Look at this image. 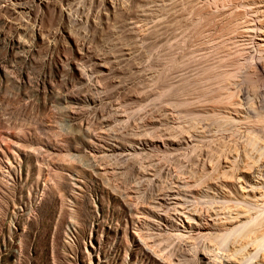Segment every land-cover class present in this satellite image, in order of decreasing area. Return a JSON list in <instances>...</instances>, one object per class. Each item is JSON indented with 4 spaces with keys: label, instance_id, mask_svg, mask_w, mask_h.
I'll return each instance as SVG.
<instances>
[{
    "label": "rangeland",
    "instance_id": "1",
    "mask_svg": "<svg viewBox=\"0 0 264 264\" xmlns=\"http://www.w3.org/2000/svg\"><path fill=\"white\" fill-rule=\"evenodd\" d=\"M207 1L0 0V264H261L225 206L264 207V0L221 8L231 33L194 52ZM221 69L236 111L185 109ZM245 148L259 172L223 183Z\"/></svg>",
    "mask_w": 264,
    "mask_h": 264
},
{
    "label": "bare ground",
    "instance_id": "2",
    "mask_svg": "<svg viewBox=\"0 0 264 264\" xmlns=\"http://www.w3.org/2000/svg\"><path fill=\"white\" fill-rule=\"evenodd\" d=\"M210 1V0H209ZM236 0H211L210 2H208V6H210V3H211V5L212 6H215V9L217 10L216 11V13H212V12H210V10H208L209 8H208V6H206V7H203V9L202 8H199L200 10L202 9V12H204V15L202 16V19H201V21L199 20V22L193 27V33H192V37L193 38H190V39H188V41H187V44L188 45H191V46H197V44L199 43V45L200 44H205L204 43V41H201V42H198V43H196L197 41H199L202 37H204L206 34L204 33V31L205 30H208V32L210 31V30H213V27H215L214 28V31H212L211 33L209 32V35L211 36V37H213V38H217V37H219L220 35H222V34H224V33H227L228 32V30H229V32H230V27L228 26L229 24H227L228 22L227 21H224L223 22V25H225V26H223L222 25V21L224 20L223 19V12L224 11H222L221 10V8H223V7H225V6H227V5H229V4H231V5H233L232 3H234ZM238 1V0H237ZM236 1V2H237ZM241 2V1H240ZM206 4V3H205ZM196 10H198V9H196ZM195 10V11H196ZM239 12H240V9H239ZM238 11L237 12H235L234 13V17L236 18L238 15H243L242 13L244 12V11H242V13H239ZM225 13V12H224ZM203 14V13H202ZM215 17H217L218 19H220V21H221V24L220 25H218V23H217V21H216V19H215ZM242 17V16H241ZM244 17V16H243ZM224 18H226V17H224ZM230 18V17H229ZM234 18V19H235ZM235 21V20H234ZM241 21V20H240ZM246 21V20H245ZM241 24V23H240ZM163 27V26H162ZM164 27H166V26H164ZM174 27H176V24H175V26ZM174 27L173 26H169V27H167L165 30H161V32H160V34L159 35H163L165 32H167V31H171L170 32V34L172 33L173 34V29H174ZM178 27V26H177ZM159 29H161V28H159ZM175 30V29H174ZM215 30H217V32H215ZM179 31V30H178ZM204 33V34H203ZM231 33V32H230ZM241 34V33H240ZM239 35V34H238ZM159 37V36H158ZM160 38V37H159ZM199 39V40H198ZM203 39V38H202ZM201 46V45H200ZM199 46H197V48L195 49V51H194V49H193V51L194 52H196V50L198 51L199 49H205L206 48V46H202V47H200V48H198ZM210 48V47H209ZM215 48H216V46H215ZM183 51V50H182ZM213 51L214 52H211L210 53V56L209 57H205V56H203V61L205 62V61H210L211 63L212 62H214V63H212V65H214V64H216V63H218L219 61H218V58H214V60L215 59H217L216 61V63H215V61L212 59L213 57H216L215 55H217V54H221L222 52H224L225 51V49L223 48V46H218L215 50H214V48H213ZM187 53V52H186ZM185 54V53H184ZM196 54V53H195ZM206 56H207V54H205ZM213 56V57H212ZM220 56V55H219ZM218 56V57H219ZM191 57H192V55H191ZM210 57H212L211 59H210ZM198 59H200V58H198ZM201 59V60H202ZM198 61V62H201V63H203L202 61ZM211 60H213V61H211ZM223 60V59H222ZM233 60H234V58H230V60L229 61H226V63H224V62H222V63H219L218 65H216L217 67H219V66H223V65H226L227 64V62H229V64H231L232 65V63H233ZM197 61H196V64H197ZM209 63V62H208ZM198 64H200V63H198ZM234 64V63H233ZM169 66H175V65H173V63L171 62V64L169 65ZM190 66H193V64H190V63H188V64H184L183 66H181V67H173L174 69V71L172 70V71H170V72H172L171 74H173L174 72H178V71H186V69L187 70H189L190 69ZM202 66V65H201ZM208 66H210L211 67V65H210V63H209V65H207V67ZM216 66H214V67H216ZM228 65H226L225 67H227ZM176 68H178V70H175ZM223 68V67H222ZM171 69V68H170ZM217 69V68H216ZM224 69V68H223ZM206 70H207V68H206ZM210 70L211 71H209V67H208V73H210V72H212V71H215L214 69L212 70L211 68H210ZM222 70V69H221ZM216 71H218V69L216 70ZM219 73V74H218ZM260 74H261V76L259 77V79L258 80H256V81H254V82H252L251 84H249V89L248 90H251V91H253V92H257L258 90H260L261 91V89H264L263 87H264V73L263 72H260ZM170 75V73L169 74H166V73H162V75H161V84H163L167 79L169 80V78H172V77H170L169 76ZM207 76H208V74H206ZM210 75H212V73H210ZM214 75H215V72H214ZM219 75V77H217ZM217 78L215 77V78H213V79H215V80H213L212 82H211V80L209 81L210 82V84L212 85L213 83H215V84H217L216 85V88L215 89H217L215 92H213L214 91V89H213V91L212 90H210L211 91V95L210 94H205V96L206 95H209V96H207V97H205L204 96V98H203V100L199 97L200 95H201V97H203V94H202V92H203V90L202 91H197L195 88L194 89H190L189 87H188V83H183V84H181V87H179V90L181 89V91H178V89H177V91H175L174 92V90H172L171 92L174 94V96L175 97H179V98H183V96L185 97V99L188 97H192V96H194V97H196V96H198L200 99H201V101H199V98L198 97H196V98H198V101H197V103L195 102V104H191L190 103V105L189 104H187V103H185L184 105H183V107L185 108V109H190V108H193V109H195V107L196 108H200L201 107V109L202 110H204V108H206V107H210V109L211 108H216L217 107V109H223V110H225V111H227V110H233V111H236V107H235V102H236V99H235V96H236V94H237V92L238 91H242L243 89L241 88V87H239L235 92H233L234 91V89H233V91L231 92H229V91H226V90H228V88L229 87H231V85L233 84V79H234V76H235V73H232V71L230 72V71H219V72H217ZM202 78V77H201ZM200 79V78H199ZM204 79V78H203ZM209 84V83H208ZM208 85L209 86V88H211V87H213V86H211V85ZM215 84H214V86H215ZM197 86H199L200 87V84L198 85L197 84ZM205 86H207V85H205ZM204 85H203V87H205ZM194 87H196V86H194ZM202 86H201V89L203 88ZM197 88V87H196ZM208 88V87H207ZM207 88H205V89H207ZM233 88V87H232ZM200 90V89H199ZM197 91V92H196ZM205 91V90H204ZM207 92H208V90H207ZM213 92V93H212ZM228 92V93H227ZM199 93V94H198ZM204 93V92H203ZM221 93H222V95H224V96H222L221 95ZM226 93V94H225ZM245 93V92H244ZM195 94H197V95H195ZM259 94V93H258ZM183 95V96H182ZM221 95V96H220ZM193 98V97H192ZM191 98V99H192ZM237 101H239V100H237ZM210 109H208V110H210ZM239 109V108H238ZM214 110H216V109H214ZM222 110V111H223ZM255 121V120H254ZM257 122H259L258 124H259V126L258 127H256V130L259 132V133H264V127L262 126L263 125V123H264V118L263 117H259L257 120H256ZM257 122H255L256 124H257ZM222 144V143H221ZM252 144H254V143H252ZM224 145V144H223ZM235 145V144H234ZM234 145H233V148L231 147V145L230 146H227V144H226V147H228L227 148V150L226 151H224V149L221 151V153H222V155H221V157L223 158V157H225L226 156V154H228V152L229 151H232V150H237V148L236 147H234ZM220 146H222V145H220ZM223 147H225V146H223ZM245 151L241 154H239L240 155V158H241V161H243V163L242 162H240V163H242V164H240V166H236V165H234V167L233 168H231V170H229L230 172H228V171H224V172H222V175L225 177V179L223 178V180H224V182L223 183H227V182H231L230 180H232V179H230V178H234L235 179V177L237 176L236 174L238 173H242V174H244V173H246V172H248V170H250V169H253V171H255V172H259L258 170H257V166L254 164L256 161H257V159H258V157H260V156H262L263 155V153H260L259 155L257 154V155H255V156H257L256 157V159H255V156H252L253 155V152L252 153H250V148H249V150H248V148H245L244 149ZM227 152V153H226ZM235 154V153H234ZM229 155H231V154H229ZM218 156V155H217ZM236 156V155H235ZM255 159V160H254ZM263 163H264V161H263ZM237 164V163H236ZM254 164V165H253ZM261 166V165H260ZM222 168V167H221ZM264 170V169H263ZM261 171V170H260ZM237 172V173H236ZM213 175V174H212ZM211 176V175H210ZM212 177V176H211ZM227 177H229V180L227 181L226 179H227ZM238 177H240V176H238ZM237 177V178H238ZM208 180V179H207ZM212 180V179H211ZM222 180V179H221ZM222 180V181H223ZM233 181V180H232ZM236 181V180H235ZM234 181V182H235ZM222 184V183H221ZM231 184V183H230ZM233 184V183H232ZM237 184V183H236ZM234 187V186H233ZM257 187V186H256ZM230 188V187H229ZM244 188V187H243ZM236 190V192L237 193H240V194H243L242 192H240L238 189H235ZM229 191V190H228ZM245 191V190H244ZM249 191V190H248ZM234 192V191H233ZM253 192V191H252ZM262 193V192H261ZM240 194H238V195H240ZM253 194V193H252ZM237 195V196H238ZM248 195V194H247ZM253 196H254V194H253ZM262 199V198H261ZM263 200V199H262ZM261 201V200H260ZM264 201V200H263ZM236 202V201H235ZM262 202V201H261ZM262 203H264V202H262ZM236 204V205H235ZM234 205H228V206H225V207H227V208H230V207H232L233 208V210H235V211H233V212H235L234 213V215H231V216H227V217H225V218H227V220L225 221V223H230L232 220L234 221V220H236V219H238V218H240V217H243V218H246V220H248V222H245V224L243 225V227H242V229L240 230V232L238 233V235H236V237L237 236H239V237H237V239L235 240L237 243H238V245L240 246V247H242V246H244L245 244H249L250 246H248V249L250 250V251H248V252H253L252 254H255V252L257 251V250H259V256H258V260L256 261V262H260L261 264H264V207H261V208H263L262 210H260V211H258L257 210V212H256V210H255V212H253V213H250V212H248V210L250 211V210H252V209H246L245 207H247V206H243L242 204H240V203H235ZM238 205H240V206H238ZM224 207V208H225ZM249 208V207H248ZM223 209V208H222ZM232 212V213H233ZM255 213V214H254ZM226 214V213H225ZM241 215V216H240ZM232 219V220H231ZM241 219V218H240ZM232 223V222H231ZM230 223V224H231ZM247 223V224H246ZM224 224V223H223ZM235 237V238H236ZM216 242V241H215ZM220 242H223V239H221L220 240ZM233 245H235V244H233ZM233 247V246H232ZM237 248V247H236ZM239 248V247H238ZM247 249V250H248ZM229 251L231 250V251H233L234 252V250H235V248H229L228 249ZM237 250V249H236ZM228 251V252H229ZM230 251V252H231ZM243 251V250H242ZM232 252V253H233ZM231 253V255H233ZM240 256V255H239ZM243 256H244V254H243ZM234 257H236V256H234ZM240 258V257H239ZM238 257H237V259H239ZM234 259H236V258H234ZM233 259V260H234Z\"/></svg>",
    "mask_w": 264,
    "mask_h": 264
}]
</instances>
